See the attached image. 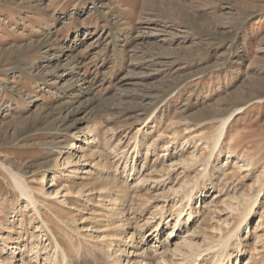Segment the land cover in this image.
<instances>
[{
	"label": "rangeland",
	"instance_id": "1",
	"mask_svg": "<svg viewBox=\"0 0 264 264\" xmlns=\"http://www.w3.org/2000/svg\"><path fill=\"white\" fill-rule=\"evenodd\" d=\"M261 91L264 0H0V264H264Z\"/></svg>",
	"mask_w": 264,
	"mask_h": 264
},
{
	"label": "bare ground",
	"instance_id": "2",
	"mask_svg": "<svg viewBox=\"0 0 264 264\" xmlns=\"http://www.w3.org/2000/svg\"><path fill=\"white\" fill-rule=\"evenodd\" d=\"M82 80V79H81ZM84 82V81H83ZM249 100H259V101H264V91H261V92H257V94L255 95V96H253L251 99H249ZM249 100H247V101H245V102H241V103H239V104H237V105H239V106H237L236 108H234L233 109V111L228 115V116H226V118H224V121L222 120V122H220V127L221 128H219L220 130V132L222 131V130H224L223 128H224V126L226 125V122L228 121V119L235 113V112H237L238 110H240L243 106L242 105H245V104H247L248 103V101ZM242 106V107H241ZM76 111H77V108H74L73 109V111H72V113H71V115L72 114H75L76 113ZM220 134V133H219ZM222 134H223V132H222ZM221 135V134H220ZM222 137V136H221ZM202 140V139H201ZM202 143V142H201ZM231 152V151H230ZM228 154V153H227ZM248 162H246V164H247ZM250 164V163H249ZM248 165V164H247ZM16 180V179H15ZM16 182H17V188H18V190L21 188V190H22V192L24 191L25 192V190H28L26 187H25V185L24 184H21V183H19L18 182V180H16ZM55 182H53L52 183V185L54 184ZM20 191V190H19ZM21 192V191H20ZM22 194V193H21ZM29 193H27V195H28ZM64 195V194H63ZM24 196V195H23ZM25 196H26V194H25ZM26 197H28V196H26ZM31 197V196H30ZM29 197V199H31ZM29 199L28 198H26V200L29 202ZM32 203V202H31ZM30 204V203H29ZM182 212H183V210H180L179 212H178V214H177V220L172 224V229H171V231H170V236H171V234L173 233V230L175 229V226L176 225H178V227H180V225H181V219L180 220H178L179 219V217H180V215L182 214ZM191 215H192V212L189 210L188 212H187V216H186V219H184V221L185 222H187V221H189L190 220V217H191ZM159 223H160V221L158 222V223H156V225H155V229L157 228V226L159 225ZM168 224V223H167ZM169 225V224H168ZM239 228V226L236 228V231H237V229ZM235 233V229H234V232H233V234ZM188 234V233H187ZM233 234H231V235H233ZM156 235V234H155ZM169 236V237H170ZM154 242H159V239L157 240V237H156V239H155V241ZM210 242H212V241H210ZM227 242H228V239H227V237H226V239H223L222 240V242H220L219 244H218V248H216V249H214L213 247H214V244L212 245V244H208L209 246H207L206 247V249L204 250V252H205V254H199L198 256H196V258L191 262V264H202V263H204L205 262V259H204V256L205 255H209L210 253H214V256H213V258L209 261V264H239V262L238 261H240L239 260V257H243V254H242V250H238L237 252H231V253H228V254H226V255H228L229 257L228 258H222V259H220L219 257H223L224 255H225V253H226V250H227V246H225V247H223V245H226L227 244ZM183 243V242H182ZM186 244V243H185ZM189 244V243H188ZM212 245V246H211ZM153 248L154 247H157L156 246V244H154L153 246H152ZM219 258V259H218ZM199 260V261H198ZM191 261V260H190ZM189 261V262H190ZM198 261V262H197ZM197 262V263H196ZM125 264H149L148 262L147 263H145L144 261H143V259H140V260H134V261H132L131 262V259H127V261L125 262ZM157 264H165V262L164 261H158L157 262ZM177 264V263H176Z\"/></svg>",
	"mask_w": 264,
	"mask_h": 264
}]
</instances>
